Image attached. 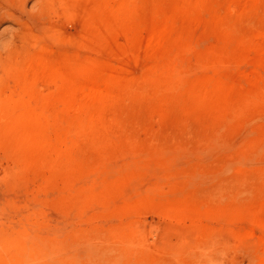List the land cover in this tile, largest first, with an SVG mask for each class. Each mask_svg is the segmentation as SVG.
<instances>
[{
  "label": "rangeland",
  "instance_id": "obj_1",
  "mask_svg": "<svg viewBox=\"0 0 264 264\" xmlns=\"http://www.w3.org/2000/svg\"><path fill=\"white\" fill-rule=\"evenodd\" d=\"M37 1L0 0V264H264V0Z\"/></svg>",
  "mask_w": 264,
  "mask_h": 264
},
{
  "label": "bare ground",
  "instance_id": "obj_2",
  "mask_svg": "<svg viewBox=\"0 0 264 264\" xmlns=\"http://www.w3.org/2000/svg\"><path fill=\"white\" fill-rule=\"evenodd\" d=\"M37 1V0H36ZM41 1V0H40ZM38 3H40L39 1H37ZM31 240V239H30Z\"/></svg>",
  "mask_w": 264,
  "mask_h": 264
}]
</instances>
